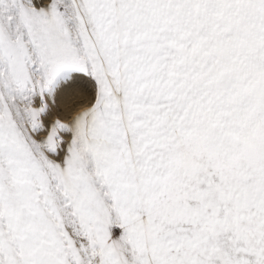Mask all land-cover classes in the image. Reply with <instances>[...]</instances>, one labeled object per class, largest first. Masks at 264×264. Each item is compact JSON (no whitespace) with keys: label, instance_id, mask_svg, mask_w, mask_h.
<instances>
[{"label":"snow or ice","instance_id":"snow-or-ice-1","mask_svg":"<svg viewBox=\"0 0 264 264\" xmlns=\"http://www.w3.org/2000/svg\"><path fill=\"white\" fill-rule=\"evenodd\" d=\"M0 264H264V0H0Z\"/></svg>","mask_w":264,"mask_h":264}]
</instances>
